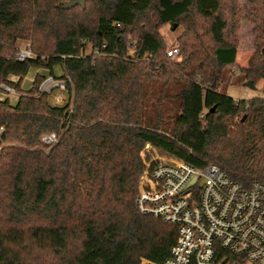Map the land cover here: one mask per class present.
Listing matches in <instances>:
<instances>
[{
    "label": "trees",
    "instance_id": "16d2710c",
    "mask_svg": "<svg viewBox=\"0 0 264 264\" xmlns=\"http://www.w3.org/2000/svg\"><path fill=\"white\" fill-rule=\"evenodd\" d=\"M65 1L0 0V83L20 92L14 105L0 99V145L21 144L0 149V264L161 262L176 226L135 207L142 149L149 143L198 169L217 165L243 185L264 183V98L236 100L219 89L236 58L222 0H87L69 9ZM92 1L93 22L58 32L50 47L31 32ZM166 23L185 26L179 72L165 63L155 32ZM17 38L33 39L35 57L12 56ZM57 65L70 77L71 107L39 92L42 74L21 90L31 67L53 73ZM240 71L264 84V43ZM154 79L162 86L149 103ZM165 99L176 104L171 123ZM59 130L48 151L33 148Z\"/></svg>",
    "mask_w": 264,
    "mask_h": 264
},
{
    "label": "built area",
    "instance_id": "2783aa9c",
    "mask_svg": "<svg viewBox=\"0 0 264 264\" xmlns=\"http://www.w3.org/2000/svg\"><path fill=\"white\" fill-rule=\"evenodd\" d=\"M167 53L174 56L177 49ZM31 57L29 47L14 55L16 60ZM70 82L66 74H48L38 89L63 103ZM0 87L15 93L6 83ZM58 138V133L44 132L39 143L48 151ZM141 154L135 207L175 225L176 239L163 261L141 258L139 264H264V183L243 185L214 164L198 169L174 156L148 159Z\"/></svg>",
    "mask_w": 264,
    "mask_h": 264
},
{
    "label": "rangeland",
    "instance_id": "374dc122",
    "mask_svg": "<svg viewBox=\"0 0 264 264\" xmlns=\"http://www.w3.org/2000/svg\"><path fill=\"white\" fill-rule=\"evenodd\" d=\"M223 1V10L222 12L229 19V22L233 25L231 29H229L228 33H226V38L229 41H233L236 45V58L234 63L227 65L223 68V79L220 84L219 89L226 92L233 99H247L251 97H260L264 98V84L263 80L260 79L257 82H254V88H250L244 85L248 79L243 78V74L241 73V68H245L248 65V62L251 58L257 57L259 54L261 46L264 43V0H222ZM97 6L95 2H89L86 4V8L81 10L79 7H76L68 12L59 11L57 14H52L51 24L45 28L44 31H39L37 28L32 29V33L36 36V40L40 41L41 44L50 47L52 41L56 34L65 33L69 28H72L75 24H88L90 25L96 17ZM151 19H154L152 16ZM173 28L171 23L162 24L155 32L159 35L164 43L163 52L166 54V64L179 72L178 63L181 62L183 58V54L181 49H183V41L185 39L183 33L185 26L183 24H177ZM198 32L202 35V40L205 43H208V39L204 36V32L202 30V23L197 27ZM40 32H43L41 34ZM32 34V35H34ZM37 43H34V45ZM17 49L29 47L33 54L35 55V51H33V39L31 38H17L15 41V46ZM86 50L89 51L90 46L87 44ZM177 49V53L174 56L168 55L167 51L171 49ZM15 53L12 54L14 56ZM42 74L44 76L48 74H53L56 77H61L64 74L62 67L57 65L53 68V73H50L47 69L44 68H36L31 67L27 74L22 78L21 81V90L27 91L30 89L32 85V81L36 74ZM196 77H198L196 75ZM9 79L12 81H17L18 78L16 76L10 75ZM197 79V78H196ZM3 83V82H1ZM0 83V84H1ZM147 86V96L146 100L150 103L153 99L156 101V95L162 86L161 79L149 80L146 84ZM1 89V87H0ZM20 92L15 91L14 94H6L5 91L1 89L0 91V99L8 98L11 104H15ZM50 103L54 105H65L68 102L67 95L65 101L62 103L61 100H58L53 95H48ZM164 105L162 109L164 113L167 115L165 122L171 123L169 118V113H171V108L175 107L176 104L170 100H163ZM71 103H69V106ZM148 114H152V109L148 107ZM2 131V128H0ZM59 131H53L55 133H60ZM5 145H21L15 142H8L0 145V149ZM146 146V150L143 148L141 151V156L143 155L145 158L156 157V155L160 157L169 156L160 152L159 149ZM33 148H39L42 150L41 144H38ZM153 148V149H152ZM142 156V157H143Z\"/></svg>",
    "mask_w": 264,
    "mask_h": 264
},
{
    "label": "water",
    "instance_id": "95a60500",
    "mask_svg": "<svg viewBox=\"0 0 264 264\" xmlns=\"http://www.w3.org/2000/svg\"><path fill=\"white\" fill-rule=\"evenodd\" d=\"M86 1L87 0H67V1L63 2V7L65 9H69V8L75 7L77 5L84 6ZM175 26H176V24L174 23L173 28H175ZM244 85L247 87H250V88H254V86H255L253 81H251V80L246 81L244 83ZM193 180H194V178H193Z\"/></svg>",
    "mask_w": 264,
    "mask_h": 264
}]
</instances>
